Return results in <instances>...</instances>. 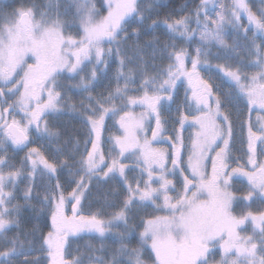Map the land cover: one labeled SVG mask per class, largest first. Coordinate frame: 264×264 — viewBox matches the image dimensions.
<instances>
[{
	"label": "snow or ice",
	"instance_id": "obj_1",
	"mask_svg": "<svg viewBox=\"0 0 264 264\" xmlns=\"http://www.w3.org/2000/svg\"><path fill=\"white\" fill-rule=\"evenodd\" d=\"M160 3L161 0H152L142 9L140 0H108L107 15L100 16L94 0H73L75 19L72 21L64 20L58 12L51 14L48 10H41L35 4L10 12L0 9V153H6L9 145L14 150L26 147L31 142L30 129H35L37 135L49 140L59 137V132L51 128L44 117L63 111L65 97L56 90L60 87L58 78L63 73H69L71 78L79 77L80 82L70 87L88 92L86 99L91 101L88 104L81 102L84 120L90 126L89 139L85 141L86 154L81 155L79 160L73 157L72 165L67 160L53 162L40 148L34 147L26 153L19 168L5 172L4 168L10 167L9 160L6 155H0V241L10 245L0 250V264H15V258L32 251L33 241L27 238L39 231L36 227L24 232V239H21L19 231L8 236L10 229L21 228L20 217L24 206L12 203L16 199L14 190L17 181L21 179L29 181L23 191L26 203L35 198L44 205H52L51 231L42 237L41 244V250L46 252L51 264H84L81 256L65 258L69 238L81 234H98L101 239L110 234L120 240L110 260L89 255L88 264H148L144 259L146 253H154L151 256L152 264H210V259L217 252L220 259L215 264H264V210L253 212L250 208V204L256 200L264 203V162H257L255 150L257 140L264 143V124L254 132L251 122L248 123L247 164L251 170L239 165L229 171L231 122L222 111L219 90H214L213 83L204 79L200 72L201 68H212L207 59L208 45L215 43L229 52L243 48L253 57L248 62L249 66L258 71L249 74L239 67L216 65V70L234 86L233 92L225 93L224 99L231 101L243 96L250 111L255 107L264 111V6L253 11L248 0H231L227 6L223 3L217 5L215 0H201L200 6L192 14L194 20L189 16L153 20L149 28L163 24L174 37L188 41L198 35L204 47L195 48L193 56L186 48H178L175 43L166 44L165 51L171 63L163 70L165 78L145 74L139 89L143 95L132 97L128 92L134 90L130 88L135 83L133 70L125 73L124 69L133 57H129L127 50L120 45L126 44L129 39L126 25L133 21L143 24L148 18L146 14L152 13ZM261 3L264 5V0ZM51 7L50 0L48 8ZM217 7L219 12L216 11ZM209 11L215 14V19L209 16ZM242 17L246 19L247 26L241 23ZM191 22L196 24V28H190ZM73 27L82 33L79 37L70 32L65 34ZM229 29L235 33L232 44L225 39ZM131 35L139 36L140 30L133 29ZM104 44L115 47L105 48ZM148 46L152 47L153 42H148ZM169 48L171 51H167ZM143 51L141 46L135 45L134 57L142 61ZM113 55L119 62L117 81L123 79L124 84L118 82L116 88L106 96H93L89 90L97 80V68L100 65L107 67L106 57ZM29 60L34 62L28 63ZM189 63L190 69L187 66ZM88 65H92L88 75H81ZM182 78L188 82L191 100L199 112V115L191 117L198 131L191 140L185 163L188 175H184V168L180 167L182 137L178 135L177 141L173 142L171 169L166 167L167 151L152 147L153 142H160L157 138L162 130L161 102L173 99L171 93L176 82ZM149 89L152 91L149 92ZM9 97L15 99L9 102ZM116 100H120L121 104L117 105ZM137 105L146 108V111L138 116L123 112L119 125L124 135L112 138L117 154L110 163L106 162L99 147L105 117L109 114L115 116L123 108ZM68 107L75 110L74 104ZM11 113L23 119L18 120ZM151 119H155L156 128L149 140L145 122L150 123ZM188 120V116H182L179 120L181 127ZM262 120L264 116H257V121ZM92 135L95 136L94 140L91 139ZM88 143H91V150L87 149ZM133 150L140 152L137 163L143 166L141 175L147 176L146 180H137L134 185L125 175L128 166L120 159L125 157V153L134 154ZM213 152L215 155H210ZM26 165L30 166V171H25ZM73 167L76 174L82 175L72 181L76 187L67 196L58 179L54 190L42 197L39 193L34 194L32 182L37 174L54 177L58 168H68L71 172ZM177 171L182 176V187L173 197L169 192L177 190L168 175H175ZM116 177L126 188V195L119 206L108 203L109 207L117 210L107 217L99 211L88 216L78 215L81 200L85 192L90 191L91 180ZM234 178L247 180L246 194L238 196L231 190ZM112 195L119 193L113 192ZM161 200L162 203H157ZM238 202L249 205L248 210L239 215L234 210ZM69 203L70 216L66 214ZM147 205L157 212L168 214L141 219L139 243L133 247L125 241L137 232L138 226L130 223L129 213L134 206ZM120 225L124 231L119 230ZM249 225L252 234L241 235ZM102 249L103 245L92 251ZM21 264H40V259L29 260L25 256Z\"/></svg>",
	"mask_w": 264,
	"mask_h": 264
},
{
	"label": "rangeland",
	"instance_id": "obj_2",
	"mask_svg": "<svg viewBox=\"0 0 264 264\" xmlns=\"http://www.w3.org/2000/svg\"><path fill=\"white\" fill-rule=\"evenodd\" d=\"M248 2L252 10L254 9L256 11L258 8L261 7L259 3H255V2L252 3L250 0H248ZM49 3H50V0H45L44 2L39 3L37 6H39V9L41 10H48L51 14H55L58 12L61 15V17L66 21H72L73 19H75V7L73 5V0H51V5H52L51 8H48ZM94 3H95L96 9L98 10L100 16L107 15L108 0H94ZM215 3L217 5L220 3H223L227 6L231 3V0H215ZM209 7H211V5H209ZM216 11L217 12L220 11L219 7L216 8ZM209 16L212 19L216 18L215 14L212 11H209ZM152 21L153 20H151V18L148 16V18L143 22V24L133 21L132 23L126 25L128 33H129V39L126 44L122 43L120 45L122 49L127 50V55L129 57H131V50L134 52L135 45L138 44L139 46H141L144 49L142 53L143 60L141 61L140 59L137 58L136 61L142 62V63L145 62L147 66H149L148 61L154 60L155 58H158V59L163 58L165 60L168 59L167 52L164 50V47L162 48L161 46L165 43L167 44L175 43L176 44L179 40V39L177 40L176 37L170 34L168 29L165 28L163 24H158V26L155 28H149L148 25H150ZM241 23L247 26V21L243 17L241 18ZM133 29H139L140 35L132 36L131 33ZM69 32L73 36H77V37H79V35L82 34L78 31L76 27L68 29L65 34L67 35ZM249 36H251V33H249ZM234 37H235V33L229 29L228 34L226 35L225 39L228 41L229 44H232L234 42ZM159 39L160 40L163 39L162 43L159 42ZM157 40H158V43H156ZM148 42H153V46L149 47ZM257 42L259 43L260 41L257 40ZM126 45L130 47L128 48ZM189 45L190 43H187V47ZM103 47L105 48L115 47V45L104 44ZM197 47H204L203 45L200 44L198 35L194 38V43L191 46L192 48L191 55L193 56L195 55L194 49ZM213 47L221 48L217 46L215 43L207 46V51L209 52L207 59L209 63L212 65L211 70H205L201 68L200 72L204 79L210 80V82L213 83L214 90L218 89L222 97V105H221L222 111H224L228 115L229 120L231 122V126H232V135H231L229 143L238 141V143L245 144L247 143V139H248V123L251 122L252 129L254 132L258 131L260 125L264 124V120L257 121V116H264V111H260L258 107H255L250 111L247 105L246 99L243 96L234 98L231 101H227L224 99L225 93L233 92L234 86L223 76L221 72L216 70V65H221V64H217L215 62V60H217L216 57L212 55V51L208 49V48H213ZM167 51H171V48L167 49ZM234 53L235 54L233 56V59L226 58L225 62H223V65L239 67L241 68L242 71L247 72L249 74L258 71V69L249 66L248 62L252 60L253 57L247 51H245L243 48H238L237 51ZM212 56H214L215 60ZM106 59L108 60L107 67H105L104 65H100L97 68V80L93 82L89 90L93 96H100V95L106 96L108 92L113 91L116 88L118 82L120 85L124 84L123 79H120L119 81H117V69L119 68L118 58L115 55H113L111 58L106 57ZM33 62H34L33 60L28 61V63H33ZM187 66L189 69L191 68L190 63ZM91 67L92 65H88L85 69V72L82 73L81 75L87 76ZM129 69H131V63H129L127 67H125L124 72L128 73ZM134 69H135V65L132 67V70L134 71L132 75V79L135 81V83L130 85V88L134 90L129 91L128 95L139 98L143 95V91L139 89H140L141 81L144 78L145 73H143L142 76H139L137 74L138 69L137 71ZM69 77H71L69 73L67 72L63 73L58 78L60 87H58L56 90L59 91L61 95L65 97V102L64 104H62V108H63L62 113L65 112V113H69L70 115H73L75 114L76 111L72 110L70 112L69 109L71 110V108L68 107L69 104H74L76 110L83 111V109L81 108V102L83 101L84 104H88V103H91V101H88L86 99V97L88 96V92H83L75 87L73 88L68 87L67 79ZM156 77L158 79L165 78L163 77V72L156 75ZM72 82L75 83L74 85L78 84L80 82L79 77L74 78V81ZM188 89H189L188 82L182 78L181 80H178L176 82V87L171 93L173 99L171 101L161 102L162 106L160 107V114H161L162 130L160 132L159 137L157 138L158 141H160L159 146L163 147L167 151L168 158L170 159L171 148L168 146V143L170 142L173 143L177 141L178 135L182 137L183 144L185 147V150H184L185 156L183 158V163L180 164V166L181 168H184V175H188L189 173L188 169L186 170L185 163L187 161V155L191 149V140L195 138V133L198 131V128L192 123L191 117L195 115H199V112L196 110V105L191 100L192 93ZM151 91L152 89H149V92ZM8 99H9V102H11L13 99H15V97H9ZM116 104L120 105L121 101L116 100ZM3 107H6V105H3ZM93 107H95L94 104H93ZM123 109L124 110H122L121 112H118L115 116H113L114 118L113 121H116V119L120 115H123V112H131L134 115L138 116L140 113L146 111V108L140 107L138 105L125 107ZM185 115L189 117V120L185 121L183 127H181L179 120L182 116H185ZM14 116L16 117V115ZM50 117H53V116L51 115ZM44 119L47 120L46 117H44ZM20 120H22V118ZM220 123L223 124L224 122L220 121ZM107 124L108 122H106V125ZM114 124L115 122L111 124L112 127H114ZM147 128L148 129H146V131H147V134H149L148 138L152 139V131L156 128L155 119H151V122L149 123ZM108 132L104 138L103 152L106 157V162L110 163L111 158L115 156H113L110 150L111 145H112V134H111V131L109 133ZM29 140L31 142L28 143L26 147H22V148L14 150L13 146L9 145L6 153H0V155H6V158L9 160L10 167H5L4 168L5 172L15 170V168H19L21 166L22 161L24 160L26 153L31 148H34V147L40 148V150L53 162L59 163V161L63 160L61 148L54 139L49 140L47 137H44L42 135H37L35 129H30L29 130ZM260 142H261L260 140L256 141V144H255L256 148H258ZM220 146H223V145L221 144ZM58 149L60 151H58ZM106 149H108L107 152H106ZM139 155L140 154H137V157H139ZM210 155L214 156L215 153L214 152L210 153ZM137 157L135 156L131 157V160ZM131 160H127L126 162H124V164L128 166L125 170V175L127 176L128 181L133 183L134 185L137 180L143 181L144 175L142 176L140 172H137L136 169L131 166ZM258 162H264V143H261L260 158ZM238 164L240 165V163ZM229 165H230V169L237 167L235 162H230ZM241 165H244V164L241 163ZM30 170H31L30 166L26 165L25 171H30ZM208 170L210 173L211 171L210 163L208 165ZM80 175H82V173L76 174V169H71V172H70L69 169H59V168H58V171L55 173L54 177L37 174L35 180L32 182L33 192L34 194L39 193L42 197L43 195L47 194L49 190L51 191L55 189V185L58 179L60 186L64 191V194L67 196V194L73 188L76 187V184L72 181L78 180ZM102 179H107V178H102ZM168 179L173 180L176 190H177V191H170L169 195L175 197L177 192L182 187V176L177 171L175 175H172V176L168 175ZM118 180H119L118 182L121 184V187L126 190L121 179L118 178ZM28 184H29V181L27 179H21L17 181V187L14 190V195L16 199L13 200L12 203L13 204L20 203L21 205H23L24 207L22 208V210H24L29 203V202L26 203L23 199V191L28 186ZM141 186H143V184H141ZM231 190L235 192L238 196L246 194L248 191L247 180L245 179L244 181H242L240 179L234 178L232 180ZM86 193L87 191L85 192V196H86ZM85 196L82 198L81 203L79 205L78 215H84V216L91 215V213H86L83 209V200ZM36 200H37L36 201L37 203L39 200L38 199ZM258 201L259 200L255 201L257 202L255 210L258 209L259 211L262 208L261 207L262 203H258ZM71 203H74V201H72ZM157 203H162V200L157 201ZM133 210L135 211L134 213L136 214L134 218L136 219V222L138 223H141V219H142L141 214L143 216H149V217L153 215H167L168 214L166 212H157L150 205L134 206ZM251 210L253 212H256L253 209ZM131 212L129 213L130 216H131ZM66 214L69 216L71 215V204L70 203L66 205ZM140 216H141V219L139 220ZM122 228L123 226L120 225L119 230H123ZM250 234H252L250 225L247 227V231L241 232V235H250ZM80 236L84 237L83 243L86 246H89L92 243H96L98 240L99 241L107 240L110 234H106V236L103 239H101L98 236V234H94V235L81 234L75 238L70 237L69 241L73 239H75L74 241H76L77 239H79L78 237ZM103 251L104 250L102 249L98 253L93 252V251L92 253V252H89V249H86L85 251H80V252H75V251L73 252V251L67 250L65 253V258L72 259L73 256H81L82 259L84 260L86 257L90 255L89 253H91L96 256H102L105 259V255ZM30 256H34V255H28L27 257H30ZM219 259H220V253L217 252L214 255V257L210 259V264H215V262L218 261ZM86 264H88V259H87Z\"/></svg>",
	"mask_w": 264,
	"mask_h": 264
},
{
	"label": "trees",
	"instance_id": "obj_3",
	"mask_svg": "<svg viewBox=\"0 0 264 264\" xmlns=\"http://www.w3.org/2000/svg\"><path fill=\"white\" fill-rule=\"evenodd\" d=\"M45 0H0V9L4 11H12L15 8H20L24 6H30L32 4L38 5L41 2H44ZM252 3H259L261 6V0H250ZM152 2V0H140L141 8ZM201 0H161V3L159 6L155 8V10L150 13L146 14L151 18V20L156 21H162L165 18L168 19H179L184 16L192 17L193 12L200 6ZM254 10V9H253ZM255 11V10H254ZM194 20V17H192ZM190 28H196V24L194 22L190 23ZM179 39V40H178ZM163 40V39H162ZM162 40L159 39V42L162 43ZM166 40V39H165ZM178 42L176 43L178 48H186L187 43H190V45L186 48L189 53H192L191 46L194 43V39L191 41L177 38ZM158 41V40H157ZM232 41V40H231ZM243 43V41H241ZM167 43L163 44L161 47H164ZM129 45V44H128ZM127 46V45H126ZM128 47V46H127ZM130 47V46H129ZM128 47V48H129ZM212 51V55L216 57L217 60H215L214 56H212L217 64L223 65V62H225L226 58L233 59L234 52H229L226 49L223 48H208ZM131 57H133V60L131 62V69L135 65V69L137 71L138 69V75L142 76L143 73L148 74L149 76H156L159 73L163 72L164 69H166L167 65L171 63L169 59H163V58H155L154 60L148 61L149 66L144 62H137V58L134 57L133 51L131 50ZM134 72V71H133ZM80 103V102H79ZM76 111L75 114L70 115L69 113H60L56 117H50L48 119L49 126L59 132V137L54 139L58 145L61 148L63 160H67L69 165L73 164V157H75L76 160H79L81 155H84L85 153V141L89 139V129L86 125V122L84 120L83 111L74 110ZM89 146V143L87 144V148ZM68 169V168H64ZM72 169H76L73 167ZM119 177L116 178H107V179H101L96 180L93 178L91 180V183L89 184L90 191H87L86 196L83 200V209L86 213H97L102 212L105 217L109 216L113 211L117 210L114 207H109L108 203L115 204L119 206L121 199L123 196L126 195L125 189L121 187V184L118 182ZM45 183V182H44ZM50 191V190H49ZM113 192H118L119 195H112ZM107 198V203L106 199ZM33 198L26 208L22 210L21 212V228L16 229L12 228L8 232V236H13L16 232L21 233V239H24V232L30 231L33 228L38 227L39 231L36 232L34 235H29L27 239H30L33 241V250L30 252H26L25 256L28 255H34L27 257L29 260H33L37 257L40 259V264H51L50 259L47 258L46 252L41 250V244H42V237L46 236V234L51 231V217L50 213L52 211V205H44L39 200L36 203V199ZM29 204L31 206H29ZM262 208L261 210H264V203L261 204ZM256 204L250 205V208L254 211H258V209L255 210ZM249 205L246 203H237V205L234 206L235 213L239 215L241 212L248 210ZM260 211V210H259ZM133 210L131 212V220L130 223L137 225V232L133 234V236L125 241L126 243H129L131 246L135 247L139 243V237L138 232L142 231V227L140 226V223L136 222V219L134 216L136 214ZM142 216V219H146L149 216ZM141 216L139 217V220L141 219ZM146 217V218H145ZM124 231V228H122ZM76 241L70 240L68 241V244L66 245L67 248L65 249V253L67 250L80 252L85 251L86 249H89V252H92V249H99L101 245H103V253L105 255V260H110L112 251L119 246L120 240L119 238L115 237L114 235H110L107 240L104 241H97L96 243H92L90 246H86L83 243L84 237L80 236L78 237ZM96 239V238H95ZM10 245L5 244L3 241H0V250H3L5 247H8ZM25 247H28L27 240H25ZM97 253L99 251H96ZM93 253V252H92ZM90 255H93L89 253ZM25 256L17 257L15 258V264H21V261L25 258ZM151 256H154L153 254L146 253L144 256V259L148 261V264H152ZM86 257L84 259V264L87 262ZM127 258L125 257V260Z\"/></svg>",
	"mask_w": 264,
	"mask_h": 264
},
{
	"label": "crops",
	"instance_id": "obj_4",
	"mask_svg": "<svg viewBox=\"0 0 264 264\" xmlns=\"http://www.w3.org/2000/svg\"><path fill=\"white\" fill-rule=\"evenodd\" d=\"M124 110V109H123ZM10 112H11V110H10ZM71 112V111H70ZM121 112V111H120ZM63 113H65V112H63ZM66 114V113H65ZM11 115H16L15 113H11ZM58 115V114H57ZM87 115H92V114H90V113H87ZM50 116V115H49ZM54 116H56V115H54ZM121 116V115H120ZM120 116L116 119V121H113L114 120V118H113V116L112 115H108V116H106L105 117V121H104V125H103V128H102V130H101V136H100V141H99V147H100V149L102 150V152H103V146H104V138H105V135H106V133H107V129H109L108 127L113 123V122H115V124H114V127H112V130H111V134H112V138H114V137H116V136H123L124 135V133H123V130L120 128V125H119V118H120ZM45 117H48V116H45ZM16 119H18V120H20L22 117H20L19 115H16V117H15ZM23 119V118H22ZM106 122H108V124L106 125ZM86 125H87V127H88V129H89V125L86 123ZM149 125V122L148 121H146L145 122V128L146 129H148L147 128V126ZM112 126V125H111ZM106 127V128H105ZM146 135H147V138H148V135L149 134H147V131H146ZM91 139H95V136L94 135H92V138ZM149 140H151L150 138H148ZM261 143L262 142H260V144H259V146H258V148H259V150H258V148H256L255 147V150H256V159H257V162H258V160H259V158H260V148H261ZM159 144H160V142H153L152 143V147L153 148H159V149H164L163 147H161V146H159ZM168 146L171 148V152H170V159L168 158V161H167V163H166V167L168 168V169H171L172 168V164H171V158L173 157V154H174V147H173V143L172 142H170V143H168ZM88 150H91V143H89V146H88V148H87ZM218 149V148H217ZM229 149H230V158H229V160H228V164L230 163V162H235V164L237 165L238 163H240V165H241V163H243L244 164V166H245V168L247 169V170H251V168H250V166H249V168H247V159H248V155H249V148H248V139H247V143H245V144H241V143H238V141L237 142H231V143H229ZM107 150L108 149H106V152H107ZM111 153L113 154V156H116V154H117V149L114 147V143H113V139H112V145H111ZM184 150H185V147H184V144H183V147L181 148V164L183 163V158H184V156H185V152H184ZM134 151V154H129V153H125V157L124 158H120L121 159V163H124V162H126L127 160H131V157H137V154H140V152L139 151H135V150H133ZM104 153V152H103ZM86 154V153H85ZM141 155V154H140ZM140 155H139V157H137L138 159L140 158ZM137 158H134V159H132L131 160V166L132 167H134L135 169H136V171L137 172H140L141 173V168L143 167L142 165H140V164H138L137 163ZM237 166H239V164L237 165ZM181 167V166H180ZM106 170V169H105ZM186 170H187V168H186ZM231 169H230V165H229V171H230ZM189 171V170H188ZM172 176V175H171ZM147 179V176L146 175H144V180H146ZM240 180H242V181H244L245 180V178H240ZM153 186H157V185H153ZM126 191V190H125ZM258 203H261V202H259L258 201ZM254 204H257V202H253V203H251L250 205H254ZM235 206V205H234Z\"/></svg>",
	"mask_w": 264,
	"mask_h": 264
},
{
	"label": "flooded vegetation",
	"instance_id": "obj_5",
	"mask_svg": "<svg viewBox=\"0 0 264 264\" xmlns=\"http://www.w3.org/2000/svg\"><path fill=\"white\" fill-rule=\"evenodd\" d=\"M76 78V77H75ZM72 80H74V78H71V77H69L68 79H67V85H68V87H70V86H72V85H74L75 83L74 82H72ZM71 88H73V87H71ZM69 89V88H68ZM70 90V89H69Z\"/></svg>",
	"mask_w": 264,
	"mask_h": 264
}]
</instances>
